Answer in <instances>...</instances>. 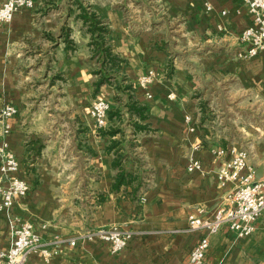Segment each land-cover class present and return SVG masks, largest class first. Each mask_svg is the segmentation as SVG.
Segmentation results:
<instances>
[{"label":"crops","instance_id":"0c3cea01","mask_svg":"<svg viewBox=\"0 0 264 264\" xmlns=\"http://www.w3.org/2000/svg\"><path fill=\"white\" fill-rule=\"evenodd\" d=\"M33 1L0 24V102L18 109L5 141L19 162L15 176L29 186L0 212V249L10 246L12 227L21 221L30 222L47 247L57 237L118 225L134 234L116 253L106 242L77 241L61 245L49 263L33 253L25 264H183L204 232L186 230L188 215L200 208L203 217H212L231 188L219 186L216 176L229 155L216 157L210 148H245L254 175L259 170L264 178V52L238 56V36L252 23L246 5L79 0L110 28V50L123 60L118 73L134 85L133 96L145 109L141 123L151 129L138 135L147 173L145 187L132 196L131 186L113 189L117 169L107 146L119 135L100 133L88 111L97 97L112 104L117 90L93 87L97 63L89 35L74 18L75 0ZM66 27L75 43L71 50ZM148 69L159 78L141 88L137 77ZM2 127L0 122V132ZM191 154L201 166L189 172ZM205 264H264V214L251 235L237 237L226 226L210 234Z\"/></svg>","mask_w":264,"mask_h":264},{"label":"built area","instance_id":"2783aa9c","mask_svg":"<svg viewBox=\"0 0 264 264\" xmlns=\"http://www.w3.org/2000/svg\"><path fill=\"white\" fill-rule=\"evenodd\" d=\"M252 16V23L242 30L238 39L242 48L238 52L241 58H250L258 52H264V0H242ZM206 8L210 4L206 3ZM34 6L33 0H4L0 5V24H8L14 14L22 8ZM159 76L153 69H148L137 77L136 85L147 88ZM149 97L150 94L147 93ZM168 99H173L174 94L169 93ZM110 102L104 97L95 98L89 105L88 111L93 118L96 128L101 129L107 124ZM18 113L17 107L10 103L0 102V122L3 127L0 132V212L9 211L14 202L27 194L29 186L25 179L15 176L19 162L7 149L5 136L10 129V119ZM188 132L195 130L192 116H184ZM198 143L193 145L197 149ZM210 152L216 157L229 155L216 171L219 186L224 187L230 183L226 202L219 206L212 217H203V209H197L187 217V231H204L194 244L183 264H205L206 251L209 246V235L216 233L226 226L237 237L251 235L257 228V223L264 214V178H256L254 168L248 163V151L234 144L223 147H211ZM200 161L193 156H188L186 169L191 172L198 170ZM139 202H144L143 195L138 197ZM134 231L118 225L102 226L82 231L72 237H57L52 247H47L28 221H21L12 227V242L7 249H0V264H25L28 256L39 253L47 263L60 252L63 244L74 246L77 241L95 240L106 242L112 253L122 250Z\"/></svg>","mask_w":264,"mask_h":264},{"label":"trees","instance_id":"16d2710c","mask_svg":"<svg viewBox=\"0 0 264 264\" xmlns=\"http://www.w3.org/2000/svg\"><path fill=\"white\" fill-rule=\"evenodd\" d=\"M73 3L76 5L73 11L74 18L82 22L89 35L87 45L91 58L97 63V69L94 71V89L97 90L102 84H109L117 90L108 110L107 124L99 129L100 133L109 135L111 138L119 135V138L111 139L107 146V149L114 154L112 166L117 169L113 189L117 190L121 185L131 186L130 193L134 196L145 187L146 181L147 170L144 160L137 152L138 135L151 131L147 124L141 123L145 118V109L137 103L133 96L134 85L118 73L123 60L110 50L107 39L110 28L107 23L92 11L89 5L79 0ZM65 29V47L70 50L74 49V41L68 38L69 28ZM201 107L202 112H205L204 102ZM114 120L117 124L110 125Z\"/></svg>","mask_w":264,"mask_h":264},{"label":"water","instance_id":"95a60500","mask_svg":"<svg viewBox=\"0 0 264 264\" xmlns=\"http://www.w3.org/2000/svg\"><path fill=\"white\" fill-rule=\"evenodd\" d=\"M259 172H260L259 170L255 172V177H256V178L261 177V174H260Z\"/></svg>","mask_w":264,"mask_h":264}]
</instances>
